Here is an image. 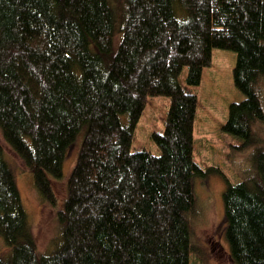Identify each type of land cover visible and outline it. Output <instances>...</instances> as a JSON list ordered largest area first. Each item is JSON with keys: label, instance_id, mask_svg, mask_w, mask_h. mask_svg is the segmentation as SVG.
<instances>
[{"label": "trees", "instance_id": "trees-1", "mask_svg": "<svg viewBox=\"0 0 264 264\" xmlns=\"http://www.w3.org/2000/svg\"><path fill=\"white\" fill-rule=\"evenodd\" d=\"M214 49L237 53L234 82L246 96L223 129L252 148L264 123V0H0V132L46 204L57 205L54 183L86 129L60 242L47 254L0 140V264H192L194 179L205 176L192 88ZM157 97L170 105L165 131L152 136L162 153L133 151ZM224 208L234 263L264 264L263 149L228 183Z\"/></svg>", "mask_w": 264, "mask_h": 264}, {"label": "rangeland", "instance_id": "rangeland-1", "mask_svg": "<svg viewBox=\"0 0 264 264\" xmlns=\"http://www.w3.org/2000/svg\"><path fill=\"white\" fill-rule=\"evenodd\" d=\"M178 11L184 17L181 10ZM118 46L116 45V49ZM237 60V53L233 51L214 49L212 65L205 69L202 84L192 88L200 101L195 125V156L205 171L204 177L194 179L198 205L189 217L195 247L192 264H235L226 237L224 194L228 183H239L251 170L255 151L264 150V123L256 126L258 137H255L252 148L245 150V141L242 138L223 129L228 121L231 105L246 99L234 82ZM187 74L188 69L185 68L180 76L182 85L186 84ZM169 109L167 97H157L150 101L136 129L133 151L149 150L156 156L161 155V149L152 136L154 132L165 131V119ZM121 122L124 127H128L129 117L122 115ZM85 132L86 129L78 135L67 154L64 178L54 183L56 206L43 202L35 188L33 174L5 142L0 132L6 158L16 175L41 253H49L60 242L59 212L67 198L68 179L78 160ZM0 253L8 254L1 238Z\"/></svg>", "mask_w": 264, "mask_h": 264}]
</instances>
